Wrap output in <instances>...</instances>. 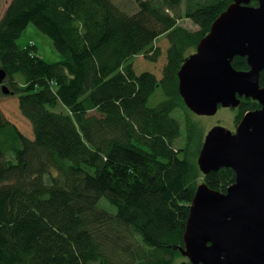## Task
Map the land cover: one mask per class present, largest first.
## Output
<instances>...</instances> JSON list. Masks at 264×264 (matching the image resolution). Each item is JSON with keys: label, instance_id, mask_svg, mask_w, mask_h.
Returning a JSON list of instances; mask_svg holds the SVG:
<instances>
[{"label": "trees", "instance_id": "1", "mask_svg": "<svg viewBox=\"0 0 264 264\" xmlns=\"http://www.w3.org/2000/svg\"><path fill=\"white\" fill-rule=\"evenodd\" d=\"M116 1L11 0L0 18V68L33 131L0 108V264H178L198 185L235 182L232 168L201 173L208 129L178 89L186 57L232 0H135L131 12ZM31 23L59 61L18 44ZM162 35V78L138 74L133 58L158 61ZM233 66L249 69L242 56ZM158 86L165 98L151 107ZM258 108L241 98L236 122Z\"/></svg>", "mask_w": 264, "mask_h": 264}, {"label": "water", "instance_id": "2", "mask_svg": "<svg viewBox=\"0 0 264 264\" xmlns=\"http://www.w3.org/2000/svg\"><path fill=\"white\" fill-rule=\"evenodd\" d=\"M256 1L257 5H251ZM246 57L249 69L232 62ZM264 0H232L178 71L185 105L200 116L220 106L236 108L252 98L260 108L247 112L236 132L216 125L205 135L198 157L202 174L232 168L226 192L205 182L195 192L178 264H264ZM0 69V82L6 78ZM6 94L11 90L2 85Z\"/></svg>", "mask_w": 264, "mask_h": 264}, {"label": "rangeland", "instance_id": "3", "mask_svg": "<svg viewBox=\"0 0 264 264\" xmlns=\"http://www.w3.org/2000/svg\"><path fill=\"white\" fill-rule=\"evenodd\" d=\"M10 1L11 0H0V18L6 10ZM116 2L125 11L131 12L136 7L135 0H119V2ZM180 23L190 30L197 29V26L187 18H182L180 20ZM31 41L35 42L33 47L34 49L32 51L35 56H40L45 60L51 62H56L61 59V54L55 49L52 40L32 23L29 24L25 32L18 39V44L23 46ZM155 43L161 48L162 51L158 61L152 62L149 61L144 55H138L133 58V62L135 70L138 74L142 73L143 71H150L155 73L158 78H162L163 69L167 62V49L169 47V42L167 37L165 35H162L156 40ZM195 52L196 49H192V52L188 54V56ZM5 84L8 86L7 83ZM164 98L165 94L162 88L158 86L153 95L149 98L148 105L154 107L159 104ZM0 108L3 111L4 115L10 121L15 123L24 134L29 137L33 136L32 125L30 121L26 117H24L20 111L18 95L0 93ZM236 115V109L229 107H220L215 115L198 116V119L206 130L215 125H220L227 128L232 133H235L237 128ZM100 205L108 209L113 208L105 198L101 199ZM183 260L188 261L187 258Z\"/></svg>", "mask_w": 264, "mask_h": 264}]
</instances>
